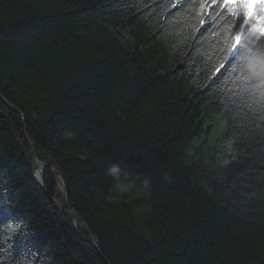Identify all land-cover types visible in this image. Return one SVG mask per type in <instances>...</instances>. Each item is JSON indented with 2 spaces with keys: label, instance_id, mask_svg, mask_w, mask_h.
Instances as JSON below:
<instances>
[{
  "label": "trees",
  "instance_id": "trees-1",
  "mask_svg": "<svg viewBox=\"0 0 264 264\" xmlns=\"http://www.w3.org/2000/svg\"><path fill=\"white\" fill-rule=\"evenodd\" d=\"M167 3L0 0V264H264L260 40L245 79Z\"/></svg>",
  "mask_w": 264,
  "mask_h": 264
},
{
  "label": "snow or ice",
  "instance_id": "snow-or-ice-1",
  "mask_svg": "<svg viewBox=\"0 0 264 264\" xmlns=\"http://www.w3.org/2000/svg\"><path fill=\"white\" fill-rule=\"evenodd\" d=\"M252 3L253 0H190V2L189 0H168L167 9L175 10L170 11L169 15L181 17L187 15L186 11H181L187 4V7L195 13L193 18L204 25L205 30L217 26L219 30L213 34L223 39L226 44V51L230 54L231 70L238 68L243 74V78L246 79L245 64L252 51L249 43L259 39L258 51L264 53V14H254L251 10ZM256 3L259 12L264 13V0H256ZM245 25L250 29L248 40L243 39ZM233 29H235L234 32ZM247 83H256L260 87H264L262 79L247 80ZM14 235H17V230L9 225L6 238H12ZM26 243L22 242L21 244V255H24L28 250L25 246ZM19 264H25V261H20Z\"/></svg>",
  "mask_w": 264,
  "mask_h": 264
},
{
  "label": "rangeland",
  "instance_id": "rangeland-1",
  "mask_svg": "<svg viewBox=\"0 0 264 264\" xmlns=\"http://www.w3.org/2000/svg\"><path fill=\"white\" fill-rule=\"evenodd\" d=\"M1 97H2V100L4 101V103L7 106H9L11 109L19 112L21 114L22 118L25 119V114L23 112H21L15 105H13L5 97H3V96H1ZM26 135L28 137V141H30L29 144H30V148H31L32 156H33L32 158H33V165H34V171H33V177H34V179L43 187V189L46 191V193L48 194V196L52 200L54 199V200H57L58 202H60L57 198L52 197L49 194V192L47 191V188H46L45 177L43 175V171L46 170V169H50L51 170V168L49 167L48 163H44L43 160H41V159L38 158V156L36 155L34 146H33L32 142H31V139H30L29 135L28 134H26ZM52 170H55V168L54 169L52 168ZM56 173L59 174L57 171H56ZM58 178H59V182H60L59 183V189H60V191H61L62 194L66 195V186H65L64 179H63L62 175H60V174H59ZM61 204L66 208V210L71 211L75 215V220L72 221L74 223V227H77L76 224H79L82 230H85L86 232H89V233L91 232V230L87 229L86 224L83 221H81V219L77 216V214L73 210L67 208L63 203H61ZM58 208L61 211H63L60 206H58ZM63 214L64 215H67L71 219V216L69 214H67L65 211H63ZM75 229H77V228H75ZM92 240H93V238L91 239V241Z\"/></svg>",
  "mask_w": 264,
  "mask_h": 264
},
{
  "label": "water",
  "instance_id": "water-1",
  "mask_svg": "<svg viewBox=\"0 0 264 264\" xmlns=\"http://www.w3.org/2000/svg\"><path fill=\"white\" fill-rule=\"evenodd\" d=\"M42 177H43V176H42ZM53 201H54L58 206H60V207L62 208L63 211H65L67 214H69V215L71 216V219H72V220H75V215H74L71 211L66 210V208H65L60 202H58L57 200H54V199H53ZM90 233H91L92 238H93L92 242L94 243V245H95V246L97 247V249L99 250V243H98L97 238L95 237V235L93 234L92 231H91ZM104 261H105L106 264H110L109 261H108L106 258H104Z\"/></svg>",
  "mask_w": 264,
  "mask_h": 264
},
{
  "label": "bare ground",
  "instance_id": "bare-ground-1",
  "mask_svg": "<svg viewBox=\"0 0 264 264\" xmlns=\"http://www.w3.org/2000/svg\"><path fill=\"white\" fill-rule=\"evenodd\" d=\"M263 14H264V13H263ZM72 221H73V220H72ZM76 226H77V227H75V228H77V229H80V228H81L79 224H76Z\"/></svg>",
  "mask_w": 264,
  "mask_h": 264
}]
</instances>
